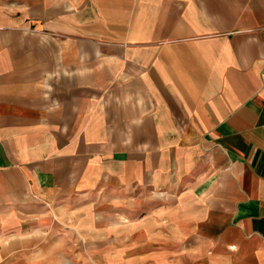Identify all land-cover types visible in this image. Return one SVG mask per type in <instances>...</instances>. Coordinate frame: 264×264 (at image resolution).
Masks as SVG:
<instances>
[{
  "label": "crops",
  "instance_id": "obj_1",
  "mask_svg": "<svg viewBox=\"0 0 264 264\" xmlns=\"http://www.w3.org/2000/svg\"><path fill=\"white\" fill-rule=\"evenodd\" d=\"M0 264H264V0H0Z\"/></svg>",
  "mask_w": 264,
  "mask_h": 264
}]
</instances>
